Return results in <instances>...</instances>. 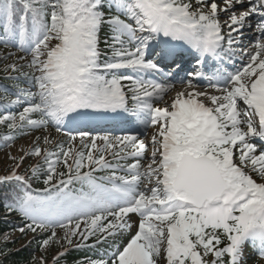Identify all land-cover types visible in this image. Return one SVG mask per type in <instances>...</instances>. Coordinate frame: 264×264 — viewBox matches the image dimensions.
<instances>
[{
	"label": "snow or ice",
	"instance_id": "1",
	"mask_svg": "<svg viewBox=\"0 0 264 264\" xmlns=\"http://www.w3.org/2000/svg\"><path fill=\"white\" fill-rule=\"evenodd\" d=\"M0 44L30 57L4 69L28 84L14 85L15 99L0 97L5 143L29 129L66 133L57 151L27 153L43 160L30 175L18 172L23 157L0 175L9 189L0 208L5 220L18 216L21 234L50 232L39 241L48 246L64 229L68 245L79 237L77 249L113 241L82 264H158L165 256L166 264H243L248 243L264 257V0H0ZM185 52L197 62L187 79ZM209 61L211 96L193 83ZM177 83L185 90L156 106ZM16 105L18 114L8 111ZM150 127L147 155L138 136ZM109 149L115 163L105 159ZM61 159L67 171L57 173ZM41 177L44 186L34 188ZM130 214L139 217L134 232ZM0 237V264H8L10 236Z\"/></svg>",
	"mask_w": 264,
	"mask_h": 264
},
{
	"label": "trees",
	"instance_id": "2",
	"mask_svg": "<svg viewBox=\"0 0 264 264\" xmlns=\"http://www.w3.org/2000/svg\"><path fill=\"white\" fill-rule=\"evenodd\" d=\"M105 30L106 29H104L103 34H101L103 45H105L104 44L105 39L103 38H106ZM21 56H26V54L22 51H19L16 47L5 48L2 44H0V97L8 95L10 96L11 99H15L16 97L14 93L16 92L17 89L16 87H14V85L19 84L20 87H24V88L28 87L27 82L23 78H21L20 81H13L11 79L6 78L8 76H18L21 75V73L12 70H9L8 72L4 71L6 66H9L13 63H16L18 67H20L21 65H26L28 62L26 60L27 58L25 60H19V57ZM29 71H31V69H28L27 67L21 68V72H29ZM21 110H22L21 105H16L8 109V111L16 112L17 114ZM0 114H6L2 108H0ZM33 118H37V117L34 115ZM49 127L55 128L54 126H49ZM43 129L45 128L26 130L24 134H18L13 141L9 143H5V141L3 140V136L7 134L8 130L5 125H0V154L4 150L18 143L21 140V138L24 137L29 132L31 133L37 132ZM61 136H64L62 140L66 139V134H62ZM39 140H40L39 144H42L43 139L39 138ZM55 143H54L55 145H53L52 148L50 147L48 149H51V151H57L58 142L55 141ZM98 154L99 152L97 151L96 155L98 156ZM37 161L32 163L28 159H26V157L23 158V163H22L23 168L20 171V173L30 175L29 170L32 166H34L37 163ZM39 162L43 164L42 158L39 159ZM9 169H11V166ZM9 169H6V171H8ZM63 171L65 172L67 171L66 167H64ZM42 180L43 177H41L39 181L33 179L32 181L33 187L41 188L43 186ZM8 193H9V189L5 188L4 186H0V203L4 202L3 197L8 195ZM21 223L22 222L20 221L18 216H11L7 220H5L3 216V209L0 208V234H9L10 241L8 247L12 249V251L14 252V255L10 257L8 264H38L40 253H42L43 249L47 247V246H41L39 244V241L47 238V233L32 234L31 232H28L27 235L21 234L18 231V227L21 225ZM14 227L17 229L16 231L12 230ZM28 236L30 237L28 238ZM128 237L129 234H125L124 237H117L115 243L122 245L126 242ZM0 239H2V237H0ZM11 241H14V243H12ZM90 243L91 242H89L88 244L90 245ZM112 243L113 241L109 239L108 243L98 245L96 248L81 247L77 249L75 245L70 246L64 252L66 253V255L59 256V264H82V262L86 261L87 259L99 258V256L102 255L105 251L110 250L109 245ZM56 260L54 261V264H56ZM160 261L161 259L158 261V264L160 263Z\"/></svg>",
	"mask_w": 264,
	"mask_h": 264
},
{
	"label": "rangeland",
	"instance_id": "3",
	"mask_svg": "<svg viewBox=\"0 0 264 264\" xmlns=\"http://www.w3.org/2000/svg\"><path fill=\"white\" fill-rule=\"evenodd\" d=\"M217 2L219 3V0H217ZM220 6L223 7L222 4ZM223 20H224V17L222 15L221 16V22L222 23H223ZM246 35L251 37L253 35V33L249 32V33H246ZM253 43L254 42L252 40H250V39L249 40H245V44L246 45L251 46ZM29 59H30V57H27L26 60L28 61ZM237 65L238 66L241 65L239 61L235 64V66H237ZM190 66L192 68H194V65H190ZM190 66H189V68H190ZM187 71H190V69L187 68L185 72H181L180 73V77L187 79L188 78L187 75H186ZM193 83H195L197 85V89L198 90L201 89V87L204 88L202 90L207 91L209 96H211L210 94H215L214 90L213 91L209 90V88L205 87V85L199 84V78L194 79ZM125 84H127V83H125ZM199 85H201V86H199ZM184 88H186V85H182V84L177 83L176 86H175V90H172L170 95H167L165 97V101L164 102L158 103L159 104L158 107H165L167 105V102H170L171 99L173 97H175L176 91H179V90L184 89ZM203 99H205V98H203ZM206 100H208V99H206ZM208 102L211 103L210 100H208ZM154 130H155L154 128H151L149 133H148V135H145V138L142 139V140H144V142L146 144L149 145V147L147 149V155L148 154L150 155V153L152 151V148H151V145H150V137L153 134ZM61 135L62 134L60 132L59 133L56 132L55 128H53V127H49L47 129H43V130H40V131H37V132H32V133L29 132L24 137H22L21 140L18 143L14 144L12 147L4 150L0 154V175L1 174H5V172H8L12 168H14L15 163L19 162L20 158L23 157V156H24L23 158L26 157V159H28L32 163H34L37 160L41 159V158H37V157H33V156L27 155V153L29 151L31 152L33 150L34 146L41 147V149L43 150V149H48L50 147L52 148L53 145L56 144L55 141H57V142L63 141V142L66 143V139L62 140V138L64 136H61ZM96 135H104V134H96ZM44 136L48 137V139L50 141L49 144H45L44 141H43L42 144H39L40 140H38V138L43 139ZM78 144H79V138H77V142H75V146L77 148H78ZM102 145H103V142L98 140L97 141V146H98L97 149L92 150L93 151V155L97 154V151L99 150L100 147H102ZM48 150L51 151V149H48ZM112 151H114V149H109L106 152V155H108L109 152L112 153ZM148 151H149V153H148ZM12 157H16V161H13ZM111 158H112V156H111V154H109L106 157V160H109ZM141 162H142L143 166H146L149 161L148 160H142ZM69 163H72L71 158H69ZM10 166H11V169H9ZM64 167L65 166H64L63 160H62V161H60V163H58L56 165L57 173L63 171ZM22 168H23V164H21V166L19 167L18 170L21 171ZM6 169H9V170L6 171ZM56 178H58V177H54V179H56ZM82 227H83V225H82ZM56 232H57V236L52 241H50V244L47 247H45L43 249V252L40 253V255H39V259H41V258L46 259L47 264H54L53 262L56 259V257L62 251H64L65 249L70 247V245L67 244V241L64 238L65 230L58 228V229H56ZM32 234H34V233H32ZM39 234H41V233H39ZM49 235H50V232L47 233V238H48ZM29 237L30 236H28V238ZM73 240H74L73 245H75V242L79 240V237L78 236L74 237ZM91 240H94V238L91 239ZM73 245H71V246H73ZM243 256L246 257V259H248L246 264H264V257L260 256L258 250L255 247H253V246H251L248 250L246 248H244ZM161 264H166V256L164 257V261Z\"/></svg>",
	"mask_w": 264,
	"mask_h": 264
},
{
	"label": "bare ground",
	"instance_id": "4",
	"mask_svg": "<svg viewBox=\"0 0 264 264\" xmlns=\"http://www.w3.org/2000/svg\"><path fill=\"white\" fill-rule=\"evenodd\" d=\"M182 90H185V88H184V89H182Z\"/></svg>",
	"mask_w": 264,
	"mask_h": 264
}]
</instances>
